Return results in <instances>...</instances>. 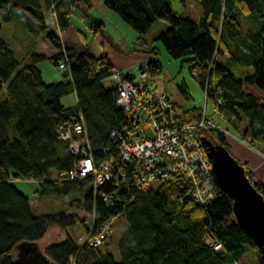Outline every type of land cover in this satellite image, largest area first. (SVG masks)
Listing matches in <instances>:
<instances>
[{
	"label": "trees",
	"instance_id": "16d2710c",
	"mask_svg": "<svg viewBox=\"0 0 264 264\" xmlns=\"http://www.w3.org/2000/svg\"><path fill=\"white\" fill-rule=\"evenodd\" d=\"M77 1L87 8L94 5L93 0H0V25L18 18L28 31L33 27L43 31L57 48L50 56L28 51V61L19 65L12 48L0 38V264H24L16 259L20 243L38 246V264H237L249 247L257 251L258 264H264V254L235 222L231 198L210 177L207 183L212 197L203 207L188 197L190 181L179 172L159 179L155 189H135L128 181V188H119L117 183L124 178H111L94 189L90 175L77 179L60 175L74 165L75 156L68 142L60 138L59 126L76 120L79 111L94 159L117 157L118 141L110 136L122 116L115 106L116 86L131 77L118 70L115 81L105 86L103 80L113 76L107 55H95L87 47L76 50L63 45L45 22V12L53 4L59 30L65 31L70 12L61 10L62 3ZM198 1L203 11L198 19L173 11L169 0L102 3L131 25L137 44L148 46L146 64L151 72L162 71L155 56L157 47H149L151 41L159 40L170 57L189 62L205 97L214 105L217 95L212 89L213 77L221 88V117L247 145L259 143L264 155V103L242 90L245 84L264 92V0ZM156 21L163 26L147 39L146 33ZM46 58L55 65L66 60L62 73L69 74L70 79L46 83L36 64ZM178 87L185 98L190 97L184 82ZM70 90L76 95L75 108L60 102ZM170 101L182 121L201 114V108H183ZM225 131L222 126L200 129L198 136L228 149ZM239 162L246 168V162ZM16 180H36L38 196H67L65 209L34 213ZM255 186L264 194V182ZM81 205L91 213L90 227L72 211ZM116 216L126 220L123 234L114 243L118 258L108 249L113 244L112 219ZM108 221L111 233L100 244L85 242L90 231L98 232ZM77 222L86 229L80 244L67 232L61 240L46 242L47 237L58 234L54 225L66 228ZM207 234L222 241L220 250L205 241Z\"/></svg>",
	"mask_w": 264,
	"mask_h": 264
},
{
	"label": "built area",
	"instance_id": "2783aa9c",
	"mask_svg": "<svg viewBox=\"0 0 264 264\" xmlns=\"http://www.w3.org/2000/svg\"><path fill=\"white\" fill-rule=\"evenodd\" d=\"M45 22L53 28L59 27L53 4L48 10ZM58 66L64 70L67 66L66 60H61ZM151 71L150 65H142L134 76L122 79L116 86L115 106L122 114L110 133L111 138L118 141L116 158L110 155L99 161L94 159L80 111L76 120L60 124V138L68 142V149L75 156L74 165L61 171L60 175L72 179L90 175L94 189L111 178H124L135 189H147L151 188L154 181L179 172L190 181L188 197L206 207L212 197L207 183L208 177L211 178L210 159L200 143L198 130L221 127L213 115L207 114L204 107L198 118L180 120L179 112L168 99L166 91L150 81ZM118 74V70L112 72L113 77L119 76ZM211 83L217 95L213 114L221 115V88L213 77ZM107 150L108 148L104 151ZM123 166L126 167L125 170H122ZM247 175L251 181L255 180L250 173ZM104 197L109 202V197ZM110 224V221L106 222L98 232L90 231L85 242L93 246L100 244L111 233ZM205 241L214 250L222 247L221 240L213 239L208 234Z\"/></svg>",
	"mask_w": 264,
	"mask_h": 264
},
{
	"label": "rangeland",
	"instance_id": "374dc122",
	"mask_svg": "<svg viewBox=\"0 0 264 264\" xmlns=\"http://www.w3.org/2000/svg\"><path fill=\"white\" fill-rule=\"evenodd\" d=\"M171 9L180 13L181 15H193L188 9H190V1L183 0H169ZM198 2V1H197ZM93 7L86 8L80 1L75 2V5L71 7L70 13V26L60 37L65 41L67 46H72L76 50H82L88 47L90 51L95 55L102 53L107 54L112 63L111 70H121L124 74H135L138 71L139 66L145 65L150 57V53L145 50L149 49L148 46L137 44L135 41L137 34L133 30L130 24L124 21L118 13L114 10L107 8L103 5L102 0H93ZM199 4V3H198ZM83 8H82V7ZM197 7L191 4L192 10ZM61 10L68 11V9L62 3ZM86 14H84V12ZM84 15L85 20H80V16ZM102 19L104 24L102 29L95 30L96 21ZM84 24L90 26L89 29H84ZM94 28H92V27ZM163 23L156 21L151 30L146 33L147 39L150 35L156 33L158 28H162ZM51 30H55L52 28ZM31 33V34H30ZM43 35L44 32L42 33ZM42 35H39L37 30H30V32L22 25L21 20L18 18L12 19L8 22H2L0 25V38L4 39L10 47L13 49L16 59L19 61V65L28 61V51H33L36 45L39 44V49L44 54H49V50L56 48L50 41L42 40ZM85 37V38H84ZM63 41V42H64ZM86 44V45H84ZM150 46H155L158 49V53L155 55L162 64V71H154L149 75L150 81L157 87H160L166 91L168 97L183 108L197 107L205 108L208 115H213L214 120L219 126L226 128L225 135H234L235 139L246 146L232 130L227 122L221 117L220 114H213V103L211 99L206 98L204 90L198 80L196 79L195 71L189 69L188 61H181L182 58H172L165 51L162 43L159 40H153L149 43ZM140 48V49H139ZM144 49V50H143ZM43 69V76L46 83L66 81L70 79V75L63 76L62 69L58 64H53L49 59H42L36 62ZM111 81H115L113 76H108L103 80V84L108 86ZM184 82L188 88L190 97L185 98L180 91L178 84ZM60 102L65 107L75 108L77 104L76 95L73 90L68 91L60 98ZM149 135V130L146 131ZM244 143V144H243ZM227 147H233L232 144L227 142ZM255 146H249L254 150L259 151L261 147L259 143ZM237 158V157H236ZM246 173L255 179L256 184H260L257 177L254 174V168L246 165ZM52 176L55 175V171H52ZM16 186L29 197L30 204L33 206V212L36 214H51L59 210L65 209L67 202V196L64 198L58 196L44 197L37 194L35 191L39 187L36 180H16ZM119 188H128V182L125 179L120 180L118 183ZM158 185V181H154L151 188L155 189ZM84 194V193H83ZM82 194V195H83ZM77 215L83 218L87 224V227L91 226V213L87 211L83 205L79 208L72 210ZM54 232H58L55 238L51 236L47 237L46 242H53L61 240L65 233H69L77 244L82 242V238L86 235V229L81 222L72 223L66 228H62L58 225H54ZM126 228V220L122 216H116L112 219V239L113 244L109 246L110 250H113L116 246L114 243L120 238ZM116 258H118L117 250L114 251ZM74 264V263H73ZM237 264H258L257 251L249 247L237 260Z\"/></svg>",
	"mask_w": 264,
	"mask_h": 264
},
{
	"label": "water",
	"instance_id": "95a60500",
	"mask_svg": "<svg viewBox=\"0 0 264 264\" xmlns=\"http://www.w3.org/2000/svg\"><path fill=\"white\" fill-rule=\"evenodd\" d=\"M210 159L213 183L232 200L235 222L264 254V196L245 172L243 164L222 143L200 137ZM17 261L38 264L41 252L37 245H17ZM27 254L26 256H24Z\"/></svg>",
	"mask_w": 264,
	"mask_h": 264
},
{
	"label": "crops",
	"instance_id": "0c3cea01",
	"mask_svg": "<svg viewBox=\"0 0 264 264\" xmlns=\"http://www.w3.org/2000/svg\"><path fill=\"white\" fill-rule=\"evenodd\" d=\"M186 1H190V9H188V11L191 13V14H193V15H184V16H190L191 18H194V19H198L201 15H202V9H201V6H200V4H198L199 3V1L198 0H183V2L185 3ZM198 1V2H197ZM63 4H64V6L68 9V12H70L71 13V7L73 6V5H75V3L74 4H69V3H67V2H63ZM191 4H193V5H196L197 7H195V9H193L192 10V8H191ZM85 6V5H84ZM82 7V6H81ZM86 7V6H85ZM83 8V7H82ZM87 8V7H86ZM83 12H84V10H83ZM84 14H86V12H84ZM70 16V15H69ZM80 20H85V16L84 15H82V16H80ZM96 21V24L98 23L99 25H98V27H96L95 29H94V31L95 30H101L102 29V25L104 24V21L102 20V19H98V20H94L93 22H95ZM22 23V22H21ZM22 25H23V23H22ZM70 26V25H69ZM84 29H89L90 28V26L88 25V24H84ZM92 27V26H91ZM69 28V27H68ZM67 28V29H68ZM66 29V30H67ZM91 29V28H90ZM31 30H37L38 32H39V35H42L41 37V39L42 40H45V41H47L48 39L45 37V35H43L42 33H43V31H41V30H38V29H36V28H32ZM65 30V31H66ZM54 32H56L55 30H53ZM65 31H60V34H62V33H64ZM30 32V31H29ZM31 34V33H30ZM59 34V35H60ZM85 38V37H84ZM65 40V39H64ZM62 38H61V41H62V43H63V45H66V43H65V41H64ZM49 41V40H48ZM64 41V42H63ZM84 45H86V44H84ZM10 46V45H9ZM39 44H37L36 45V47H35V49H33V51L35 52V53H42V54H44L43 52H41V50L39 49ZM88 48V47H87ZM13 50V49H12ZM90 50V49H89ZM49 54H45L46 56H50V55H52V54H55L56 52H57V48H53L52 50L50 49L49 50ZM107 55V54H106ZM108 57V56H107ZM108 60H109V62L111 63V61H110V58L108 57ZM111 65H112V63H111ZM37 66L39 67V69H40V71H41V75H42V78H43V80H45V78H44V76H43V69H42V67H40L38 64H37ZM139 67H141V66H139ZM139 69V68H138ZM119 71H121V70H119ZM136 74V73H135ZM135 74H130V76H133V75H135ZM57 82V81H56ZM155 85V84H154ZM156 86V85H155ZM158 88H160V87H158ZM161 89V88H160ZM163 90V89H162ZM242 90L243 91H245V92H251V93H253V94H255L256 96H258L259 98H260V101L262 102V103H264V92H262L261 90H259L256 86H254V85H243L242 86ZM170 99V98H169ZM171 100V99H170ZM225 137H226V141L228 142V143H230V144H232V146L233 147H231L230 148V152L235 156V157H237V159H239L240 161H242V162H246L247 163V165H249L250 167H252V168H254V174H255V176L257 177V179H258V181L259 182H264V155L260 152V151H256V150H254V148H251V147H247V145L246 146H244V145H242V143L240 144V142L239 141H237L236 139H235V137H234V135L232 134V135H225ZM52 173V172H51ZM108 249H109V247H108ZM109 251H111L113 254H115V252L114 251H116L115 250V248L113 249V250H110L109 249Z\"/></svg>",
	"mask_w": 264,
	"mask_h": 264
}]
</instances>
